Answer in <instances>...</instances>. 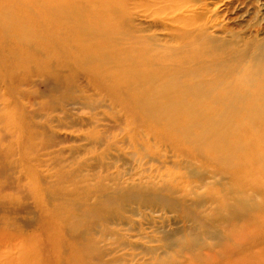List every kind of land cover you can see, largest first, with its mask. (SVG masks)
<instances>
[{
	"label": "rangeland",
	"instance_id": "374dc122",
	"mask_svg": "<svg viewBox=\"0 0 264 264\" xmlns=\"http://www.w3.org/2000/svg\"><path fill=\"white\" fill-rule=\"evenodd\" d=\"M47 1L23 0L22 12L0 3V28L7 26L0 34L10 39L27 30L33 38L25 10L38 16ZM87 2L89 20L100 27L96 38L116 39L119 47L131 43L139 53L167 56L204 47L197 59L243 68L264 60V0ZM109 3L117 30L103 12ZM5 12L27 18L28 27H12ZM26 73L24 63L0 66V264H70L77 241L92 264H264V172L239 153L251 149L240 146L234 156L226 144L223 161L210 146L214 139L195 145L186 138L200 136L198 124L181 133L167 127L170 109L135 120L124 99L89 79L68 89L39 74L27 80ZM238 108L236 131L250 130L243 119L254 111ZM228 112L221 105L203 111L219 119L215 135L230 128ZM258 123L264 127V119ZM238 133L222 137L233 141ZM246 209L259 215L254 228L247 229Z\"/></svg>",
	"mask_w": 264,
	"mask_h": 264
},
{
	"label": "bare ground",
	"instance_id": "6f19581e",
	"mask_svg": "<svg viewBox=\"0 0 264 264\" xmlns=\"http://www.w3.org/2000/svg\"><path fill=\"white\" fill-rule=\"evenodd\" d=\"M4 2L7 5H19L20 12L24 10L23 0H0V3ZM47 2L50 3L49 7H42L38 16L34 8L25 10L31 13L29 21L36 31L33 38L28 36L27 30L25 33L19 30V33L12 34L10 39L0 34V66L11 70L24 63L27 67L24 77L27 80L31 78L30 76L39 74L46 81L51 78L57 79L58 86L66 84L65 87L68 89L75 86L76 79H89L100 89L108 91L114 99H124L123 107L133 110L135 120L149 111L170 109L171 120L167 123L168 126L165 124L167 127L181 133L182 127L190 129L198 124L201 126L198 127L201 130L200 136L186 137L195 145L214 139L215 142L210 146L221 160L222 146L230 144L231 155L234 156L238 147L245 146L252 150L251 153L239 152L244 160L251 157L245 164H250L255 158L261 168L258 171L264 172V152L259 148L260 145H264V127L258 123V119H264V114L260 113L264 109V60L249 69L230 64L229 61L224 64L218 60L204 62L197 59L198 50L204 47H197L194 53L196 55L182 53L167 56L165 52L150 49L149 55L145 54L147 50L144 54L139 53L129 47L131 43L119 47L116 39L113 41L96 38L100 27L88 18L93 14L91 11L93 6L87 5V0ZM111 5L109 3V11L103 12L110 17L109 27L117 30L119 24L113 15L116 8ZM76 13L81 16L78 18ZM17 14L15 16L12 12H5L3 16L6 19L14 18L12 27L20 28L22 25L28 27L27 18L22 19ZM0 24L5 23L0 19ZM6 27H1L0 32ZM260 48L264 52V41L261 42ZM260 59L261 57L258 61ZM65 71L67 73L63 75ZM173 80L177 82L173 84ZM159 91L164 93L152 99L151 97ZM213 105L229 106L225 122L230 128L217 135L211 131V127L213 122L219 119L212 121L203 113ZM233 107H248L254 111L243 119V123L250 130L239 132L240 134L236 131V127L242 124L241 117L233 112ZM181 118L186 119L185 125H182ZM228 131L229 134L232 131L238 133L235 140L229 141L222 137ZM254 149L258 152H254ZM227 155H230L229 152ZM245 172L251 174L249 170ZM245 211L249 221L247 229L254 228L252 223L255 222V215L259 216L258 213L255 212L254 215L247 209ZM236 216L240 217L239 214ZM262 232L264 233V224ZM76 244L77 251L74 252L75 255L70 256L71 261L75 262L79 257L82 262L78 264H92L85 255L84 248H81L84 245L78 241ZM83 258L87 260L84 261ZM93 260H96V256H93ZM73 262L70 264H74Z\"/></svg>",
	"mask_w": 264,
	"mask_h": 264
}]
</instances>
